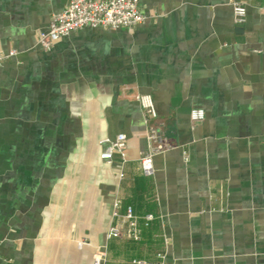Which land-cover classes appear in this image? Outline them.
Segmentation results:
<instances>
[{"label": "crops", "instance_id": "crops-1", "mask_svg": "<svg viewBox=\"0 0 264 264\" xmlns=\"http://www.w3.org/2000/svg\"><path fill=\"white\" fill-rule=\"evenodd\" d=\"M68 1L0 0V264H264V0L242 23L231 0H140L142 23L41 48ZM138 95L174 145L150 175ZM127 207L140 237L106 239Z\"/></svg>", "mask_w": 264, "mask_h": 264}, {"label": "built area", "instance_id": "built-area-1", "mask_svg": "<svg viewBox=\"0 0 264 264\" xmlns=\"http://www.w3.org/2000/svg\"><path fill=\"white\" fill-rule=\"evenodd\" d=\"M230 5L233 11V18L236 23H242L245 19V4L239 0H231ZM150 15L145 14L140 7V0H69L65 8L53 15L49 21L47 30L37 36V44L43 49H49L54 42L67 36L73 31L84 27L119 29L131 28L144 22ZM16 53L15 49L6 54H0V63L7 57ZM137 99L142 107L146 127L147 147L141 151L139 156V168L145 175L153 173V156L157 153L171 149L174 145L162 132L160 123H151L156 117L151 98L148 95H138ZM204 118L203 109H192L190 119L192 123H197ZM104 148L100 153V158L106 163H110L117 156L121 163L126 160L127 137L119 132L113 139H103ZM122 176V174H119ZM120 201L113 203L112 216H120L118 208ZM144 225H148L154 219L153 214H146L141 217ZM120 223L111 224L106 233V239L127 237L138 239L140 229L138 216L131 207H127L121 216ZM159 264L165 263V255L158 253ZM106 252L100 251L94 258V264H104ZM133 264H148L146 260L132 259Z\"/></svg>", "mask_w": 264, "mask_h": 264}]
</instances>
